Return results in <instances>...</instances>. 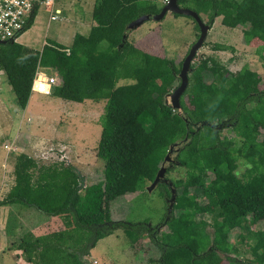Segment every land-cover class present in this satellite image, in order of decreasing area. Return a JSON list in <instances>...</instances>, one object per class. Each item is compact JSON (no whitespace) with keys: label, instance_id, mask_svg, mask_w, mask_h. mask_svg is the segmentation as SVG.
I'll return each instance as SVG.
<instances>
[{"label":"trees","instance_id":"trees-1","mask_svg":"<svg viewBox=\"0 0 264 264\" xmlns=\"http://www.w3.org/2000/svg\"><path fill=\"white\" fill-rule=\"evenodd\" d=\"M178 3L195 11L211 28L221 18L229 29L244 28L246 44L264 43V0ZM163 11L165 6H159L158 0H96L89 33L76 34L70 47L50 43L35 51L19 43L0 45V71L22 109L30 103L39 67L59 78L53 96L79 104L106 102L96 146L97 157L104 162V179L97 191L83 193L85 176L72 165H41L28 154L16 156L15 184L0 200V207L35 208L49 217L70 214L75 228L86 234L83 246L73 248L43 244L30 233L28 241L21 242L30 264H92V250L117 230L135 249L149 236L160 252L159 264H223L220 252H237L231 238L234 230H240L235 237L245 241L244 232L250 235L252 257L245 263L230 260L264 264V229L253 231L244 223L246 218L252 223L264 221L263 77L249 64L234 73L218 57H207L200 62L206 75L191 66L181 113L175 111L167 100L172 89L162 79H179L185 59L177 65L143 51L129 38L137 19ZM195 25L200 32L196 21ZM213 50L235 51L221 43L214 44ZM243 117L248 123L240 125ZM226 129H233L243 140L237 153L230 150L229 138L221 135ZM172 146L175 161L166 174L177 166L185 170L184 177L171 180L181 191L172 213L168 215L171 187L163 181L158 187L167 213L161 223L114 220L112 203L153 183ZM241 160L249 166L239 177ZM208 214L212 221L202 218L196 223L200 215ZM194 226L211 227L213 234H198Z\"/></svg>","mask_w":264,"mask_h":264},{"label":"rangeland","instance_id":"rangeland-1","mask_svg":"<svg viewBox=\"0 0 264 264\" xmlns=\"http://www.w3.org/2000/svg\"><path fill=\"white\" fill-rule=\"evenodd\" d=\"M95 1L56 0L55 8L62 10L61 19L57 21H51L52 9L41 6L33 26L18 43L35 51H42L43 47L50 43L70 47L76 34L89 33L93 24ZM158 4L164 6L162 0H158ZM243 30V27L229 29L222 25L221 18H217L192 65L206 75L200 62L210 56L218 57L234 73L249 64L253 71L263 77L261 89H264V43L254 40L251 44H246ZM199 34L193 18L176 16L169 12L162 21L149 20L141 27L134 28L129 38L143 51L172 59L179 65L198 40ZM216 43L231 46L235 51L215 52L213 45ZM192 73L193 70L189 76ZM48 74L55 73L48 70ZM162 82L172 89V93L181 80L169 76L162 79ZM50 94L35 92L28 107L22 109L7 82L6 74L0 72V200L15 184L14 165L19 154H28L41 165H72L85 176L83 193L86 190L97 191L99 182L104 179V162L97 157L96 146L102 131L100 120L106 102L86 101L79 104ZM246 123L248 120L243 117L240 125ZM221 135L232 142L230 150L233 153H237L243 146V140L233 129H226ZM248 166L246 161L241 160L237 175L241 177ZM184 175L185 170L177 166L173 172L166 174V177L175 182ZM151 186L152 183H149L143 192L121 196L115 200L111 205L113 219L132 223L149 221L151 226L161 223L166 218V202L159 193V187L152 189ZM202 218L212 221L211 215L208 214L200 215L196 223ZM50 220L51 217L35 208H22L18 205L0 207V264H30L24 257L21 242L28 239L27 236L33 233V229L42 233V226ZM244 223L253 231L264 229V221L252 223L250 218H246ZM44 230L47 231V228ZM193 230L201 235L213 234L211 227L202 229L194 226ZM239 233L240 230H234L231 238L237 252L221 253L223 264H233L230 260L232 257L243 263L251 259L250 235L244 232L245 241H240L235 237ZM187 241L193 244V240L188 238ZM91 257L89 259L92 264H159L157 260L160 258V252L150 242L149 236L145 235L142 247L135 249L124 236V232L117 230L115 235L97 244L91 252Z\"/></svg>","mask_w":264,"mask_h":264},{"label":"built area","instance_id":"built-area-1","mask_svg":"<svg viewBox=\"0 0 264 264\" xmlns=\"http://www.w3.org/2000/svg\"><path fill=\"white\" fill-rule=\"evenodd\" d=\"M162 1L166 5L169 0ZM41 6L52 9L51 21L61 19L62 10L55 8L56 0H0V40H13L14 43H18L29 30V24L34 23ZM57 85H59L57 75H49L43 67H39L32 92L50 94Z\"/></svg>","mask_w":264,"mask_h":264},{"label":"water","instance_id":"water-1","mask_svg":"<svg viewBox=\"0 0 264 264\" xmlns=\"http://www.w3.org/2000/svg\"><path fill=\"white\" fill-rule=\"evenodd\" d=\"M167 12L192 17L197 22V24L200 28V36H199L198 40L191 46L190 51H189L187 57L185 58V60L183 62L182 69H181V72L179 74V78L181 80V83L167 97L168 104L170 105V107H172L175 111H178L181 113L180 100H181L183 93L187 90L188 85H189V75L192 71V68H191L192 62H193L194 58L196 57L197 52L203 47L205 41L207 40L209 31L211 30V27L195 11H193L187 7H182L181 5H179L178 0H169L168 3L165 5V11H163L159 14H147V15L141 16L139 19H137L133 23V27L137 29L149 20L162 21L165 18V15ZM7 43L13 44L14 41L13 40H10V41H1L0 40V45H3V44L5 45ZM189 137H191V136H189ZM173 151H174V146L171 147L169 153L165 157V160L161 166V169L159 170V172H158V174H157V176H156V178H155V180L151 186V188L154 189L155 187L158 186V184L160 182H163V181L166 184L170 185L172 197L168 201V204H169L168 215H170L172 213L173 206L176 202L177 192H178L177 188L175 186H173V184L171 183V180L166 178L167 166L175 161L174 156L176 155V153L174 154ZM149 191H151V190L149 189ZM220 255H221V252H220Z\"/></svg>","mask_w":264,"mask_h":264},{"label":"crops","instance_id":"crops-1","mask_svg":"<svg viewBox=\"0 0 264 264\" xmlns=\"http://www.w3.org/2000/svg\"><path fill=\"white\" fill-rule=\"evenodd\" d=\"M90 29H91V27H90ZM31 99H32V97H31ZM43 227H44V229L47 228V231H45L43 229ZM42 229H43V230H41L42 233H37L34 229L31 231L43 244L63 243V244H67L69 246H72L73 248H81L85 242V239H86V234L75 228L72 216L70 214H61V215L56 216V217H51V220L48 221L46 223V225H43ZM55 229H57V230H55ZM115 233H116V231L114 232L113 235H115ZM111 236H109V237H111ZM124 236H125V234H124ZM105 239H107V238H105ZM105 239H103V240H105ZM103 240H100V241H103ZM25 241L27 242L28 240L26 239ZM100 241H99V243H100ZM99 243H98V245H99ZM23 252H24V249H23ZM24 257L27 258L25 252H24Z\"/></svg>","mask_w":264,"mask_h":264},{"label":"clouds","instance_id":"clouds-1","mask_svg":"<svg viewBox=\"0 0 264 264\" xmlns=\"http://www.w3.org/2000/svg\"><path fill=\"white\" fill-rule=\"evenodd\" d=\"M165 6V5H164Z\"/></svg>","mask_w":264,"mask_h":264}]
</instances>
